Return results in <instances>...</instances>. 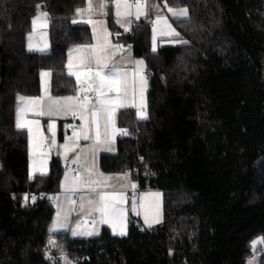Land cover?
Listing matches in <instances>:
<instances>
[{"label":"trees","instance_id":"obj_1","mask_svg":"<svg viewBox=\"0 0 264 264\" xmlns=\"http://www.w3.org/2000/svg\"><path fill=\"white\" fill-rule=\"evenodd\" d=\"M153 1L188 8L172 20L188 43L153 52V14L131 31L109 18L146 63L148 117L119 111L127 134L100 166L161 191L164 219L83 238L51 230L64 164L55 157L48 174L32 176L29 135L15 119L18 97L41 94L42 70L53 95L77 90L68 50L93 42L89 26L73 23L87 0H0V264H62V252L74 264H246L256 253L264 264V243L252 247L264 238V0ZM40 11L50 17L47 53L27 48Z\"/></svg>","mask_w":264,"mask_h":264},{"label":"crops","instance_id":"obj_2","mask_svg":"<svg viewBox=\"0 0 264 264\" xmlns=\"http://www.w3.org/2000/svg\"><path fill=\"white\" fill-rule=\"evenodd\" d=\"M109 0H103V3L107 5V7L103 10V12L99 9V4L101 3V0H92L94 11L90 15L86 9L88 8V0L87 5L82 10H85L82 15L76 14L73 21H76L75 25H86L89 26L92 31L93 36V42L90 45H95L97 43L96 35L99 34L102 30L106 29L107 33H109L108 36V43L110 46V50L114 53L112 56V60L110 62V67L112 64H115L117 67L122 68L124 71L127 72L128 78L130 81V87H129V105L126 108H121L117 111L115 116V127L117 128V133L115 137L112 140V143L110 145L107 144H99L95 147V151H90L89 149L94 144L95 140V125L91 124L92 117L90 113H85L86 120L89 122L91 127L90 135L92 139L90 140H80L78 142V147L75 151H69L68 153H65L62 145H64L66 142L69 144L72 143L71 140H69L70 137L73 136V132H70V127L72 125L76 126L77 132L80 131L82 125L84 124V121H81L79 113L78 115V121L74 122L72 120V117L74 116L71 111L67 112H57L53 111L51 113L48 112V108L50 105H54L56 102H59L60 104H68V103H80L79 100L77 101H67L64 98L67 97H77L78 93H80L79 86L77 85V90L74 94L71 95H65V96H55L51 92V75L47 77H41L42 72H50L49 70H42L40 73V79H41V94L38 96H32V97H25V98H31L38 100L39 103H37L34 108L29 110L27 114L25 115V119L30 121H36L40 125V135L44 137L43 143L40 145L39 149L34 153L33 151V144L30 142L29 139V149H30V173L32 176L35 175H41L38 171L35 174L33 173V160L34 159H45L46 160V174L50 172V166L52 163L53 158L57 157L60 158L63 163H66L67 167H65L64 174L61 180V187L60 191L53 197L55 208H58V204L60 207H62L65 211L67 209H70L71 211V217H72V223L69 228L62 227L64 230L69 229L70 235H72L71 231L73 228H75V218L77 219V227L86 226V218H89L90 224L94 227V230L101 229L104 226H107L110 228L111 232L113 233L112 227L107 223H101L100 222V214L96 211H94L87 203L88 199L91 198V193L88 188V186L85 184L83 186L77 187L75 191H69L70 186L73 184L74 180L77 177H84L87 178V169L91 168L93 170L94 175L92 176V179H96V174H103V177H111V179L105 181V186L103 188V191L106 192H117V193H123L125 197V203L123 205L125 211H126V232L128 233L130 222H138L143 227H149L148 224L145 223L144 216H145V207H148V217H149V223H151V227L155 226L157 224H160L164 219V210H163V193L158 190H147L143 191L140 190L139 184L137 181L133 180L131 175L129 173H107L104 172L101 169L100 166V159L102 155L105 154H115L117 152V139L122 135L125 128H120L117 124V115L120 110L123 109H134L136 111V114L138 111L146 112L145 107H147V93L149 89V81L147 78V75L145 74V71L147 70L144 66V63L142 65L137 64V61H142V59L136 57L133 53V48L129 43L121 42L119 39L113 36V33L109 26V18L114 17L116 25L125 31V27H129L131 31L132 28L135 26L136 22V16H135V9L133 8V15L128 17L127 20L130 21V25L128 23H125L124 26H121V23H117V17L116 13L113 11V3H110ZM130 4H135V0H128ZM169 8H172L170 6H165V4H161L159 2H154L153 0H146V15L141 16L139 19L145 18L146 16L153 14L154 19L153 23L156 21L157 17H162L163 19H166L168 21V24L171 25L173 29L176 30V32L179 33V31L176 29V27L173 25L172 20L178 19L176 17L171 16V12H169ZM175 9V8H173ZM43 11H40L37 16H39ZM106 13V14H103ZM36 16V17H37ZM89 19H91L96 27H95V34H94V28L93 23H89ZM121 21H124V17H120ZM180 19V18H179ZM47 24V27H41L42 24ZM164 28L163 24L159 25L157 27L156 32H161ZM32 35V41L33 44V50L31 52H38V53H47L51 49V43H50V17L47 14V17L41 16V19L37 22V26L35 31H33V25L32 30L29 33V35ZM159 36H161V40H167L173 36L165 35L161 33H158ZM28 35V37H29ZM152 43H153V25H152ZM29 44V39L27 40V48ZM47 44V49L45 51H39L38 49L43 48L44 45ZM80 46H88V45H74L70 47L68 50V61L69 58H75L77 53L74 51V49L80 47ZM153 47V44H152ZM29 50V49H28ZM157 51V50H156ZM68 64V62H67ZM142 69V72L140 71ZM68 70V69H67ZM51 73V72H50ZM140 75H143L146 83L143 88V99L141 100V88H140ZM75 78V77H74ZM134 81V84L132 83ZM77 83V82H76ZM83 94V93H80ZM98 95V94H97ZM97 95L93 96V93H88V106L89 108H92L94 105L97 104ZM111 96H115V93H109ZM26 102V101H25ZM23 106V102L18 101V107ZM40 111H43V115H39L38 113ZM17 112L16 111V119L17 120ZM138 116V115H137ZM140 118V117H139ZM50 123H55V145L51 144V141L53 139L52 132L48 129V125ZM26 130L27 129H23ZM103 126L101 127V133L103 138ZM28 132V131H27ZM35 132V128H34ZM29 135V133H28ZM44 153H47V155H43ZM77 155L81 156V160L78 163H73V160L76 159ZM67 176V179H66ZM101 177V179H103ZM121 177H125L124 179H121ZM132 184H135V189L132 188ZM133 202H135V212L133 211ZM84 205L82 208L81 205ZM59 207V208H60ZM56 208V213H57ZM69 211V212H70ZM136 212H139V215H136ZM56 217V214H55ZM159 218V223L155 222L156 218ZM82 219V220H81ZM80 224V225H79ZM78 230V229H77ZM118 230V229H117ZM127 235V234H126ZM120 236V235H117Z\"/></svg>","mask_w":264,"mask_h":264},{"label":"snow or ice","instance_id":"obj_3","mask_svg":"<svg viewBox=\"0 0 264 264\" xmlns=\"http://www.w3.org/2000/svg\"><path fill=\"white\" fill-rule=\"evenodd\" d=\"M115 9H116V17L117 23H121V26H124L125 23L130 25V21L127 20L128 17L133 15V8L135 9V16L138 20L141 16L146 15V0H135V4H130L128 0H114ZM167 6V5H165ZM39 5L37 8L39 9ZM107 7L103 0L99 4V9L101 12ZM169 12H171L173 17L176 18H187L188 12L187 9H173L169 8ZM85 10L77 9V14L82 15ZM86 11L91 15L94 11L92 0H88V8ZM106 14V13H103ZM41 16L47 17L46 12H42L39 16L35 17L32 20L33 31H35L37 22L41 19ZM120 17H124L125 20L121 21ZM76 21H73L75 23ZM89 23H93L94 34H95V23L89 19ZM163 24L164 28L162 29V34L171 35L174 38L178 39L180 43L187 44L188 41L183 40L180 36V33L176 32L175 29L168 24L166 19L162 17H157L156 21L153 23V47L152 51L156 52V31L159 25ZM41 27H47V24H42ZM130 30L129 27H125V31ZM96 35L97 43L95 45L88 46H80L74 51L77 53L75 58H69L67 69L68 75L70 77H75L77 85L79 86L80 93H83V102L80 103H68V104H60L56 102L54 105H50L48 108V112L51 113L53 111L57 112H67L71 111L73 115L79 113L81 121H84L79 132L73 131V136L69 138L72 141L71 144L66 142L62 145L65 153L69 151H75L78 147V142L80 140H90L92 139L90 132L91 127L89 122L86 120L85 113H90L92 120L91 124L95 125V140L94 144L89 149L90 151H95V147L99 144H107L110 145L112 143L113 138L117 133V128L115 127V116L119 109L126 108L129 105V87L130 81L128 78V74L122 68L117 67L115 64H112L111 67L110 62L112 60V56L114 53L110 50V46L108 43L107 30H102L99 34ZM28 49L29 51L33 50L32 35L29 37ZM47 49V44L44 45L43 48L38 49L39 51H45ZM143 61H137V64L142 65ZM142 72V69L140 70ZM50 72H42L41 77L50 76ZM134 84V81L132 82ZM146 81L143 75H140V88H141V100L143 99V88ZM97 93V104L92 108L88 106V93ZM80 93H78L77 97H67L64 98L67 101H77L80 99ZM109 93H115V96L109 95ZM18 100L23 102V106L18 107L17 112V120H16V129L23 130L27 129L29 133L30 142L33 144L34 153L39 149L40 145L43 143L44 137L40 135V125L36 121H30L25 119V115L29 110L34 108V106L39 103L38 100L18 97ZM26 101V102H25ZM39 115H43L44 112L40 111ZM138 117L141 119H147L146 113L142 111H138ZM103 126V138L101 133V127ZM35 128V132H34ZM55 123H50L48 125V129L52 132V141L51 144L55 145ZM126 131V130H125ZM43 155H47L44 153ZM81 160V156L77 155L76 159L73 160V163H78ZM39 172L41 175L46 173V160L45 159H34L33 160V173ZM94 175L93 170L91 168L87 169V178L77 177L73 184L70 186L69 191H75L77 187L87 185L91 198L88 199V205L96 212L100 214V222L107 223L112 227L114 235L124 236L126 235V211L123 207L125 203V197L123 193L117 192H106L103 191L105 186V181L111 179V177H103V174H96L97 178L92 179ZM103 177V179H101ZM125 177H121L124 179ZM67 179V176H66ZM133 189H135L136 185H131ZM27 195H25V204H27ZM33 202H35L36 197H32ZM83 208L84 205L82 204ZM133 211L135 212V202H133ZM149 209L145 207V223L151 227V223H149L148 217ZM136 215H139V212H136ZM156 223H159V218L155 219ZM57 224L60 227H65V223L60 220V214H57ZM118 229V230H117ZM73 235H98V233H94L92 231H88L86 233H78L73 231ZM50 243L54 244V241L50 240ZM257 243H264V238L253 241V248L255 249ZM251 264V262H250Z\"/></svg>","mask_w":264,"mask_h":264},{"label":"rangeland","instance_id":"obj_4","mask_svg":"<svg viewBox=\"0 0 264 264\" xmlns=\"http://www.w3.org/2000/svg\"><path fill=\"white\" fill-rule=\"evenodd\" d=\"M110 3H113L112 4V6H113V11H114V13H116V9H115V4H114V0L113 1H111ZM175 9H177V10H179V9H187V12H188V16H189V10H188V8H186V7H182V8H175ZM171 14V13H170ZM171 16H172V14H171ZM187 16V17H188ZM137 20V19H136ZM138 20H140V19H138ZM162 32V31H161ZM161 32H156V41H155V43H156V50H158V48H159V46L160 45H180V44H183V43H180L179 42V40L178 39H176V38H174V37H171V38H169V39H167V40H162V41H160L161 39V36H159V34L158 33H161ZM171 36V35H170ZM153 44V43H152ZM140 59H142V58H140ZM142 61L144 62V66L146 67V69H147V66H146V63H145V61H144V59H142ZM145 74H146V71H145ZM145 111L146 112H144V113H146V115H147V117H148V114H147V107H145ZM64 164V170H65V167H67V165H66V163H63ZM64 174V173H63ZM58 206V208H57V213H56V217H54V220H53V223H52V225H51V230L53 231V232H64V231H66V232H68L69 231V229H66V230H64L62 227H60L58 224H57V214H58V212H59V214H60V220H62L64 223H65V225L67 226V227H65V228H69V226H71V223H72V217H71V211H70V209H67V211H63L64 209L62 208V207H60L59 206V204L57 205ZM60 207V208H59ZM70 211V212H69ZM77 218V217H76ZM75 218V228H73L72 229V231H71V233H72V237H83V238H90V237H97V236H99L100 234H101V229H97V230H94V227L92 226V224H90V221H89V218H86L85 220H86V222H87V225L86 226H81L80 224V226L79 227H77V219ZM82 220V219H81ZM78 229V230H77ZM73 231H76V232H78V233H86V232H88V231H92V232H94V233H98V235H92V236H87V235H73ZM127 233V232H126ZM260 239H262V237H257V238H255L253 241H258V240H260ZM253 241H252V244H253ZM260 244H262V243H257L256 244V247H255V249L257 248V246H259ZM59 247L61 248V245H59ZM253 247V246H252ZM254 249V248H253ZM60 258H61V263L62 264H74V262L72 261V259L67 255V253L66 252H62L61 254H60ZM250 262H251V264H261V254H259V253H256L253 257H251V258H249L248 259V261H247V263L246 264H250Z\"/></svg>","mask_w":264,"mask_h":264},{"label":"built area","instance_id":"obj_5","mask_svg":"<svg viewBox=\"0 0 264 264\" xmlns=\"http://www.w3.org/2000/svg\"><path fill=\"white\" fill-rule=\"evenodd\" d=\"M97 95V93H93V96H96ZM79 101L80 102H83V94H80V99H79ZM78 115H74L73 117H72V120L74 121V122H77L78 121ZM77 128H76V126H74V125H72L71 127H70V132H73L74 130H76ZM126 130V129H125ZM123 131V133H122V135H126L127 134V130L126 131ZM134 227L135 228H137V229H139V230H142L143 229V226L140 224V223H138V222H134Z\"/></svg>","mask_w":264,"mask_h":264}]
</instances>
